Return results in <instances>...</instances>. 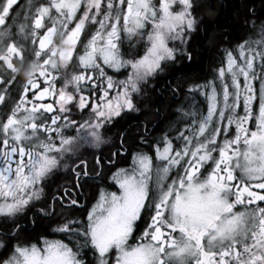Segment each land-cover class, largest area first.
Listing matches in <instances>:
<instances>
[{"label":"snow or ice","instance_id":"snow-or-ice-1","mask_svg":"<svg viewBox=\"0 0 264 264\" xmlns=\"http://www.w3.org/2000/svg\"><path fill=\"white\" fill-rule=\"evenodd\" d=\"M16 3H0V26ZM197 7L196 0H51L36 7L31 29L23 23L17 26L16 34L25 43L14 40L9 28H0V66L12 73L0 79V103L9 85L20 84L10 114L0 122V217L12 222L10 236L17 241L0 242L5 249L0 264H87L85 248L92 250L94 264H109L110 258L112 264H264V204L258 203L264 202V23L258 39L239 44L238 57L226 50L225 66L213 80L196 86L207 100V111L183 112L189 123L178 131L175 148L167 135L153 141L155 165L147 152L131 153V165L110 177L118 191L102 189L84 221L64 217L53 229L69 242L17 238V218L41 200L49 177L71 162L79 187L81 175L88 176L80 148L104 144L106 125L122 112L139 111L135 98L141 85L164 71L166 62L176 61L178 48L170 42L186 43L197 28ZM45 17L50 26L37 37L35 29L45 27ZM86 25L94 29L77 53L80 71L63 72ZM147 25L150 30L144 32ZM121 32L125 39L145 36V53L130 58L122 54ZM27 43L34 47L25 67ZM106 68L126 69L125 78L114 79ZM21 69L22 83L16 81ZM59 76L64 79L57 88ZM257 100L255 127L250 129ZM241 102L242 114L237 111ZM84 109L89 110L86 119L72 115ZM147 136L145 127L141 143H147ZM96 164L99 174V158ZM205 165L209 167L201 172ZM174 169L179 170L173 175ZM63 191L62 203L79 207L80 202ZM53 211L51 205L40 209L43 215Z\"/></svg>","mask_w":264,"mask_h":264},{"label":"flooded vegetation","instance_id":"flooded-vegetation-1","mask_svg":"<svg viewBox=\"0 0 264 264\" xmlns=\"http://www.w3.org/2000/svg\"><path fill=\"white\" fill-rule=\"evenodd\" d=\"M208 0H196L198 7L194 10V15L197 17V28L186 39V43L179 45L170 43V46H177V59L176 61L166 62L167 66L164 71L158 72L156 75L148 78L147 82L141 85V93L135 98V103L139 109L137 112H122L120 117L114 118L113 122L106 125L105 128V143L99 147H93L84 145L80 148V157L87 163L88 176L81 175L79 179V187L76 186L77 177L72 171V164L69 162L67 168H61L56 171L45 183L44 194L41 200L34 202L28 207L23 215L19 216L16 220L19 223L20 228L17 232V238L21 242L36 243L41 238L47 239H64L65 242H69L65 239L62 233L54 232L53 229L62 221L64 217H75L82 221L86 219V210L96 202L99 197L100 191H118L113 181L110 179L113 172L118 168H127L131 165V153L142 150L153 156V164L157 163L155 160L154 148L151 146L153 141L160 140L164 135H167L169 139L173 140V147L175 148L180 141L176 139L179 130H183L188 126L189 118L183 116V112L189 111L193 108L200 112L207 111V100L204 95L200 94V91L196 89L197 85H205L208 81L213 80L217 75V69L225 66V51H232L234 56L239 55L237 46L247 40L258 39L259 26L264 23V19H249L247 28L248 30L244 34V37L239 41H235L228 44L218 45L215 47L212 56L213 61L207 67L205 74L185 76V72L182 71L186 64H190L191 61H195L196 56L192 53L198 51L200 42V36H204L205 29L207 27V19L203 16L202 5ZM6 2V0H0V3ZM51 0H17V3L10 9L9 17L6 18V24L0 26V28L7 27L13 32V39L19 43H25L21 35L16 34V28L20 23H23L27 29L33 27V18L35 15L36 7L40 5H47ZM154 4H158V0H152ZM126 8L125 5L122 6ZM82 11V9H81ZM81 11L77 12V17L80 16ZM25 13H27V19H25ZM53 15H55L53 10ZM45 27L35 29L37 37L42 35L48 26H50V20L45 17L42 21ZM75 21H73L74 26ZM255 26V27H254ZM94 29L93 25H86L84 32L81 34V43L77 44L76 51L73 53V60L69 62L67 68L62 69L63 72L72 73L74 71H80L76 67L77 53L82 50V42L88 37L89 33ZM150 29V25H147L144 32ZM198 35V39L194 41L195 36ZM139 35L133 36L130 39H125L124 33L121 32V47L120 51L127 57L138 56L141 53L137 49L139 47H146L145 41L142 38H138ZM142 42H141V41ZM54 43L59 41V36L53 37ZM38 46V45H37ZM34 47L30 43L26 44L28 49L25 52V67L29 60L33 59L31 56V49ZM196 47V48H195ZM194 48L196 50H194ZM184 49V52L190 54L191 59L184 52L180 51ZM197 61V59H196ZM15 62V61H14ZM240 61L238 60V63ZM257 65V71H259L258 65L259 59L255 62ZM2 65V62H0ZM17 67H20L17 62ZM109 75H112L116 80L124 79L126 69H121L120 72H114L112 69H105ZM0 79H7L12 75L10 70L0 66ZM63 76H59L56 80V87L60 88L63 83ZM25 80L24 71L21 69L16 74V81L23 82ZM42 83V82H41ZM174 83V85H172ZM217 81V85H218ZM254 85L259 87V80L254 81ZM0 88L3 85L0 84ZM20 92V84L13 82L9 85L7 93H5V100L0 103V122L4 121L8 114H10L11 108L15 104ZM29 97L31 93L28 94ZM100 95L99 91L96 93V98ZM162 104V105H161ZM243 103L237 110L242 114ZM88 109L83 111L75 110L72 115L77 119L88 116ZM252 119L248 122L250 129L255 127V119L258 114V100L253 102L252 105ZM147 127L148 136L147 143H141L140 137L144 133V129ZM66 132L70 133L71 129H67ZM234 133V127L228 131L229 136ZM187 134V133H185ZM223 135V134H222ZM221 137H218V142ZM124 141L123 148L121 150V141ZM117 153V155H113ZM97 158L100 159V172L96 173ZM82 167V166H81ZM209 165H205L201 168V172L205 170ZM179 169L173 170V175ZM77 171H80L77 168ZM239 170H237L238 174ZM64 189H67L71 196H74L79 202V207H68L65 203H62L64 198ZM256 191H262L256 189ZM55 198V199H54ZM264 204V202H258ZM49 205L52 206L53 212L50 215H43L40 212L41 208L47 209ZM242 206L237 205V208ZM255 207V205H253ZM138 223H142L138 221ZM13 224L10 221H6L4 217H0V242L5 245H11L16 243V239L10 236ZM35 231V234H31ZM137 229L133 232V237L137 235ZM132 242L131 240L129 241ZM84 253L87 264H94L95 256L92 254L90 248H85ZM5 249L0 248V256L4 255ZM111 253L109 257H111ZM109 264H112L111 258Z\"/></svg>","mask_w":264,"mask_h":264},{"label":"trees","instance_id":"trees-1","mask_svg":"<svg viewBox=\"0 0 264 264\" xmlns=\"http://www.w3.org/2000/svg\"><path fill=\"white\" fill-rule=\"evenodd\" d=\"M202 8L208 25L204 36L199 37L198 51L192 53L197 55L195 61L186 64L182 69L185 72L183 77L205 74L208 65L213 61L215 47L242 39L248 30L249 19H264V0H208ZM197 39L198 35L194 41ZM137 50L143 53L144 47ZM31 234H35V231Z\"/></svg>","mask_w":264,"mask_h":264},{"label":"rangeland","instance_id":"rangeland-1","mask_svg":"<svg viewBox=\"0 0 264 264\" xmlns=\"http://www.w3.org/2000/svg\"><path fill=\"white\" fill-rule=\"evenodd\" d=\"M174 7H176V8H178L179 7V5L177 4V5H174ZM150 30V29H149ZM148 30V31H149ZM147 32V31H146ZM138 38H142V40L143 41H145V45L147 46V42H146V37L145 36H143V35H139L138 36ZM141 41V40H140ZM142 42V41H141ZM170 43H173V44H176V45H179V41H175V42H170ZM145 50H146V47H144V50H143V53H141L140 55H143L144 53H145Z\"/></svg>","mask_w":264,"mask_h":264}]
</instances>
